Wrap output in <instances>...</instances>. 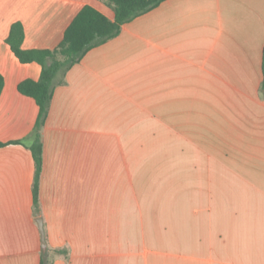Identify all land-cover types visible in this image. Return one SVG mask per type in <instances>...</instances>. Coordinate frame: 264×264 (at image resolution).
Wrapping results in <instances>:
<instances>
[{"label": "crops", "instance_id": "1", "mask_svg": "<svg viewBox=\"0 0 264 264\" xmlns=\"http://www.w3.org/2000/svg\"><path fill=\"white\" fill-rule=\"evenodd\" d=\"M84 5L114 19L0 0V264H264V0H163L88 49L54 88L34 205L39 107L17 86L41 65L6 37L55 49Z\"/></svg>", "mask_w": 264, "mask_h": 264}, {"label": "trees", "instance_id": "2", "mask_svg": "<svg viewBox=\"0 0 264 264\" xmlns=\"http://www.w3.org/2000/svg\"><path fill=\"white\" fill-rule=\"evenodd\" d=\"M108 1L114 10L113 20L94 7L84 5L65 29L63 38L55 49H23L21 44L24 31L22 24L18 21L11 25L6 37V43L20 62H37L41 65L38 80L24 79L17 86L19 92L33 98L39 107L32 131V143L29 146L35 163L32 185L35 206L38 202V183L42 169L41 128L47 116L55 86L65 83L67 70L77 63L88 49L117 35L124 23L151 10L163 0ZM3 86L4 78L0 73V94ZM261 87L264 90V53ZM5 144L7 143L0 141V147ZM42 255L41 264H44V254Z\"/></svg>", "mask_w": 264, "mask_h": 264}, {"label": "water", "instance_id": "3", "mask_svg": "<svg viewBox=\"0 0 264 264\" xmlns=\"http://www.w3.org/2000/svg\"><path fill=\"white\" fill-rule=\"evenodd\" d=\"M37 223L39 226V230H40V235H41V245L43 247V249L45 248V237H44V231H43V226H42V222L41 219H37Z\"/></svg>", "mask_w": 264, "mask_h": 264}, {"label": "rangeland", "instance_id": "4", "mask_svg": "<svg viewBox=\"0 0 264 264\" xmlns=\"http://www.w3.org/2000/svg\"><path fill=\"white\" fill-rule=\"evenodd\" d=\"M187 126H191V125H185V131H186V129H187ZM154 142H157V143H159V146H161V144H160V141H154ZM168 142V144H169V146L168 147H172V146H175V140H168L167 141ZM171 144V145H170Z\"/></svg>", "mask_w": 264, "mask_h": 264}]
</instances>
